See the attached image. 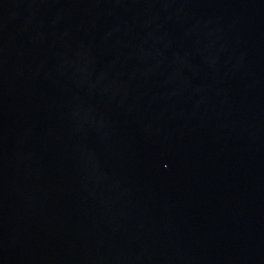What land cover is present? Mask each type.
<instances>
[{"label": "water", "instance_id": "95a60500", "mask_svg": "<svg viewBox=\"0 0 264 264\" xmlns=\"http://www.w3.org/2000/svg\"><path fill=\"white\" fill-rule=\"evenodd\" d=\"M0 264H264V0H0Z\"/></svg>", "mask_w": 264, "mask_h": 264}]
</instances>
